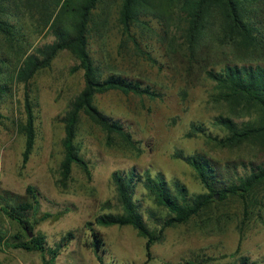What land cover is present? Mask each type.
<instances>
[{"label": "rangeland", "instance_id": "374dc122", "mask_svg": "<svg viewBox=\"0 0 264 264\" xmlns=\"http://www.w3.org/2000/svg\"><path fill=\"white\" fill-rule=\"evenodd\" d=\"M44 2L4 3L5 18L18 29L17 44L23 47L10 49L0 38V57L7 61L2 80L11 89L0 104L4 116L0 123V206L24 213L34 224L33 237L43 234L48 247L57 248L72 233L51 264H101L91 247L88 223L94 224L104 241L99 253L104 264H236L240 256L262 264L264 185L246 201L237 196L224 201L217 198L188 223L167 229L162 241L153 246L151 259L147 257L146 239L134 228L99 226L96 218L104 213H121L112 180L114 172L162 174L171 184L179 180L189 199L207 193L195 170L175 158L177 152L186 156L201 153L210 158L218 172L216 189L230 186L264 165V130L225 146L220 140L230 138L231 133L217 122L219 117L231 118L244 132L261 128L264 109L243 98L225 100L209 76V72H221L228 65L264 67V51L253 55L236 42L223 43L215 26L191 52L184 27L176 20L168 22L153 14L140 15L128 37L120 23L123 0H104L95 13L97 24L91 27L89 44L102 79L119 74L159 96L152 99L121 91L98 95L97 107L125 127L133 144L82 116L76 143L91 173L87 175L74 166L63 188V118L84 88V72L76 71L78 61L63 51L50 68L38 72L28 88L16 80L26 57L55 39L50 26L44 25L40 8ZM46 3L50 4L48 13L53 12V0ZM249 11V17L260 22L264 33V3ZM27 92L34 103L37 138L29 162L23 166L26 141L20 126L26 121ZM194 126L205 131H195ZM136 197L143 205L146 222L158 231L160 220L169 212L149 198L142 183ZM150 210L156 220L151 219ZM46 214L51 217L41 221ZM29 238L17 221L1 212L0 264H45L43 254L13 248Z\"/></svg>", "mask_w": 264, "mask_h": 264}, {"label": "trees", "instance_id": "16d2710c", "mask_svg": "<svg viewBox=\"0 0 264 264\" xmlns=\"http://www.w3.org/2000/svg\"><path fill=\"white\" fill-rule=\"evenodd\" d=\"M5 1L0 0V38L8 43L7 46L10 49H22L23 46L17 44L19 41L18 29L5 18ZM35 1L37 2V0ZM44 1V5L40 6L44 25L50 26L55 39L50 44L36 48L26 57L17 72L16 80L28 88L38 72L50 68L53 61L63 51L70 52L78 61L79 65L75 70L84 72V88L71 102L69 110L63 118L65 137L63 139L64 159L61 164L60 185L65 188L72 177L74 166L80 167L87 175L91 173L89 164L80 154L76 143L82 116L90 118L108 134H118L127 143L133 144L125 127L97 107L95 99L98 95L110 91H121L125 94L147 96L152 99L159 95L150 88H144L140 82L119 74L109 75L102 79L90 53L89 44L91 27L97 24L95 13L104 0H53L55 10L50 13H48L50 4L46 3L49 0ZM27 2L29 5H34V0H27ZM261 3H264V0H123L120 23L124 32L130 37L133 24L140 21L139 16L142 14H153L156 18L168 22L176 20L180 26L184 27L186 43L191 52L198 49L202 37L207 31L218 26L220 34L223 36V43L236 42L238 45L244 46V49L250 54L257 55L264 51L263 28L260 22L253 21L249 17L248 12L251 14L249 8L259 6ZM53 16H55L54 19ZM100 23L99 20L98 24ZM6 63L7 61L0 57V104L11 90L8 84L2 80L4 75L2 68ZM209 76L216 81L220 94L225 100L235 97L243 98L264 109V67L260 65L255 67L228 65L221 72H209ZM25 112L26 121L20 126L26 141L23 166L28 164L37 138L34 103L29 92L25 97ZM3 118L0 110V123ZM217 122L231 133L230 138L220 140V143L225 146L232 145L241 138H250L254 136L253 133L264 130L263 126L244 132L231 118L219 117ZM193 128L200 133L205 131L200 126ZM175 158L183 160L195 170L207 193L189 199L186 187L179 180H175L171 184L162 174L152 176L147 172L144 175H138L136 170L114 172L112 180L116 188L117 202L121 213H104L96 218V225L99 226H130L134 228L141 237L146 239L148 259H151L153 246L162 241L167 229L188 223L214 203L217 198L219 201H224L230 196H237L246 201L252 198V195L255 196L260 187L264 185V165L258 166L248 177L240 178L225 188L216 189L218 172L210 158L201 153L186 156L182 152H177ZM140 183L145 186L149 198L157 206L163 207L169 212L168 217L160 220L158 231L148 225L143 215V205L137 200V188ZM1 212L17 221L29 236L28 231L33 230L34 224L25 217L24 213L11 212L5 206H0ZM149 213L151 219L156 220L155 212L150 210ZM49 217L51 215L46 214L40 220L44 221ZM87 227L92 235L91 247L101 264H104L99 254L104 245L102 236L96 231L93 223H88ZM71 236L72 233H69L55 249L47 246L46 237L43 234H38L27 241L15 243L13 248L23 249L27 252H39L44 255L45 264H51L56 261L60 249ZM46 257L49 259L47 260ZM188 264L196 263L189 262ZM236 264L255 263L247 256H240Z\"/></svg>", "mask_w": 264, "mask_h": 264}, {"label": "water", "instance_id": "95a60500", "mask_svg": "<svg viewBox=\"0 0 264 264\" xmlns=\"http://www.w3.org/2000/svg\"><path fill=\"white\" fill-rule=\"evenodd\" d=\"M28 232H29V237L32 238L33 237V232H30V231H28Z\"/></svg>", "mask_w": 264, "mask_h": 264}]
</instances>
